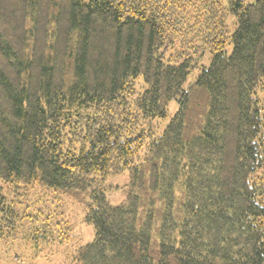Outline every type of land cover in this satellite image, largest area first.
Segmentation results:
<instances>
[{
	"label": "trees",
	"instance_id": "trees-1",
	"mask_svg": "<svg viewBox=\"0 0 264 264\" xmlns=\"http://www.w3.org/2000/svg\"><path fill=\"white\" fill-rule=\"evenodd\" d=\"M20 235L50 264H264V0H0V264Z\"/></svg>",
	"mask_w": 264,
	"mask_h": 264
},
{
	"label": "rangeland",
	"instance_id": "rangeland-1",
	"mask_svg": "<svg viewBox=\"0 0 264 264\" xmlns=\"http://www.w3.org/2000/svg\"><path fill=\"white\" fill-rule=\"evenodd\" d=\"M247 2H252L253 0H246ZM176 105L173 103L170 104L169 107V114L172 115L175 112ZM129 181V176L127 172L118 174L116 176H112L107 180V185L109 186L107 192L108 201L112 205H119L122 200L124 199V192L122 189L114 186L123 187ZM67 211V209H66ZM68 215L71 218L73 226L75 228V232L78 234V239L76 241L79 242L81 245H85L92 241L93 239V230L92 227L88 222L84 221V213L85 211L82 210V207L79 205H70L68 209ZM75 243V241H74ZM12 244L16 252H19L22 255V260H18L19 263L17 264H45L44 259L37 258V248L34 246V241L30 240L29 238H23L17 236L16 239L12 240ZM6 264H14L13 262L9 261L7 258L2 260ZM50 264V263H46Z\"/></svg>",
	"mask_w": 264,
	"mask_h": 264
}]
</instances>
